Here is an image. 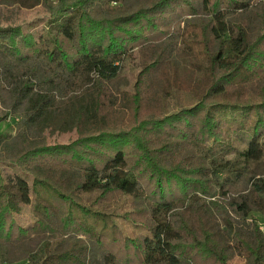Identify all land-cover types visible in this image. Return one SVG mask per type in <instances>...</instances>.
<instances>
[{
	"label": "trees",
	"instance_id": "obj_1",
	"mask_svg": "<svg viewBox=\"0 0 264 264\" xmlns=\"http://www.w3.org/2000/svg\"><path fill=\"white\" fill-rule=\"evenodd\" d=\"M12 6L48 16L0 24V264H264V0Z\"/></svg>",
	"mask_w": 264,
	"mask_h": 264
},
{
	"label": "rangeland",
	"instance_id": "obj_2",
	"mask_svg": "<svg viewBox=\"0 0 264 264\" xmlns=\"http://www.w3.org/2000/svg\"><path fill=\"white\" fill-rule=\"evenodd\" d=\"M46 11L37 7L33 10H24L17 6H12L8 8H0V24L2 26H19L23 32H29L37 39L44 28L45 20L47 18ZM195 50H199L198 48ZM139 72L138 61L136 55H132L126 60L122 67V73L119 80V86L124 87L127 90H131L132 85L135 83L136 76ZM170 105L172 101H170ZM4 108L0 104V115L3 113ZM16 121L12 117L6 121L0 123V134L5 135L8 139L13 138L15 133ZM46 141L49 145L55 144H67L76 138L74 131L60 134V133H50L45 132ZM262 155H258L260 157ZM1 169L4 175L6 174H19V171L14 167H9L1 165ZM15 222L21 226L25 227L33 223L34 218L31 213L29 206H23L22 212L19 215H14ZM229 264H245V261L237 256L229 262Z\"/></svg>",
	"mask_w": 264,
	"mask_h": 264
},
{
	"label": "built area",
	"instance_id": "obj_3",
	"mask_svg": "<svg viewBox=\"0 0 264 264\" xmlns=\"http://www.w3.org/2000/svg\"><path fill=\"white\" fill-rule=\"evenodd\" d=\"M257 223H258L260 230L264 231V219L262 221H258Z\"/></svg>",
	"mask_w": 264,
	"mask_h": 264
}]
</instances>
